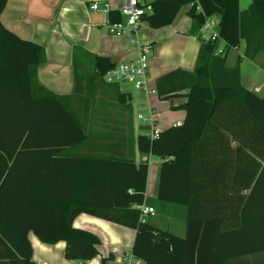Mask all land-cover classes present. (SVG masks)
Masks as SVG:
<instances>
[{
    "label": "trees",
    "instance_id": "obj_1",
    "mask_svg": "<svg viewBox=\"0 0 264 264\" xmlns=\"http://www.w3.org/2000/svg\"><path fill=\"white\" fill-rule=\"evenodd\" d=\"M6 4L0 0V15ZM152 6L144 20L155 29L172 24L183 8L194 35L207 18L219 17L208 63L156 81L160 99L186 98L171 104L186 111L185 121L158 138L136 137L141 155L162 160L159 198L187 207L186 235L152 224L137 208L146 198L148 160L82 151L94 139L88 121L99 78L116 63L94 55L96 73L87 76L74 60L73 91L57 94L38 80L44 47L0 20V264H38L30 232L44 243L65 241L69 260L93 258L99 238L73 226L82 213L135 229L132 253L144 264H264V166L252 185L253 177L246 185L218 184L228 170L236 179L232 166L246 161L245 152L257 167L264 164V97L242 86L240 66L228 67L224 56L242 40L246 57L264 54V0H251L245 10L240 0H154ZM109 18L124 21L119 9ZM118 95L129 101V93Z\"/></svg>",
    "mask_w": 264,
    "mask_h": 264
},
{
    "label": "crops",
    "instance_id": "obj_2",
    "mask_svg": "<svg viewBox=\"0 0 264 264\" xmlns=\"http://www.w3.org/2000/svg\"><path fill=\"white\" fill-rule=\"evenodd\" d=\"M243 1L245 5L242 6ZM93 2H98L101 9L92 10L90 6ZM124 2L125 0H7L0 20L6 28L18 36L37 42L44 47L46 61L38 69V80L46 88L60 95H67L73 91L74 60L78 62L80 71L85 74L86 66L95 69L92 60L94 55L109 57L112 62L118 64L137 60L141 55V47L147 43L152 44V50L149 52V74L146 88L139 89L136 98L135 106L138 117L142 115L147 119L143 122L149 128L148 134H150L151 123L159 131L170 126L181 125L187 113L183 109L173 110L171 104L179 105L186 98L177 97L172 101L160 99L156 92V81L173 69L180 67L196 73L201 66L207 64L210 56L207 50L209 35L204 29L196 35L190 32L192 19L187 14L186 8H183L175 21L168 26L155 29L146 22L141 31L140 27L135 33L125 31L121 35H115L109 31V13L111 10L119 9ZM250 4L251 0H240L241 10L247 9ZM106 5L109 11L103 10ZM217 26V31H219V24ZM245 46V41L242 40L238 47L225 52L227 66L232 68L238 64L242 86L264 97V66H260L258 61L259 58L262 59L263 54L250 59L244 54ZM222 47L223 45L220 46L221 49ZM232 51H235V54L231 53ZM117 85L119 86V83L113 86ZM117 93L127 92L119 87ZM128 93L127 104L132 105L134 95L132 92L128 91ZM119 105V108H124L123 102H119ZM142 106L148 110V117L142 114ZM89 120L93 123V137L106 140L108 137L106 131L113 136L112 123L122 124L124 119L111 110H103V115L90 114ZM120 132L123 133V130ZM138 135L135 134V140ZM235 144L236 142L233 141L231 145ZM99 152L97 155L103 156L123 153L125 156H134L137 162L148 160L146 198L142 205L153 208L155 212L156 208L152 200H157L166 212L171 202H164L158 195L161 159L154 155H141L136 144L133 151L124 149L116 153L108 150L106 154L101 153L100 150ZM243 158L246 161L232 166V173L236 179H230L231 171L228 170L225 178H219V185L227 186L233 183L246 185L248 179L253 177L252 185L257 180L264 164L257 167L247 152L243 153ZM261 180L264 186V175ZM145 216L143 215L144 219ZM186 218L187 211L183 213L182 221L175 228L176 230L171 226L163 228L184 237L187 232ZM152 224L162 227L153 222ZM73 226L88 230L99 238L100 243L97 245L99 253L96 256L84 262L69 260L65 257V241L61 240L54 244L44 243L33 232H30L29 240L33 248V260L38 264H130L126 259V254L132 253L136 236L135 229L86 213L80 214L74 220Z\"/></svg>",
    "mask_w": 264,
    "mask_h": 264
},
{
    "label": "rangeland",
    "instance_id": "obj_3",
    "mask_svg": "<svg viewBox=\"0 0 264 264\" xmlns=\"http://www.w3.org/2000/svg\"><path fill=\"white\" fill-rule=\"evenodd\" d=\"M250 1V0H249ZM242 6L245 5V1L242 2ZM185 9V8H184ZM215 21L219 20V17L216 15L214 17ZM146 20H144L141 24L140 31L144 29V25L146 24ZM148 23V22H147ZM218 29V26L215 27V30ZM207 34L209 31H206ZM206 34V33H205ZM221 45H224L221 43ZM231 53L235 54V51H232ZM259 65L264 66V54L262 56V59L259 58ZM84 72L87 76H91L96 73L95 69L89 66H86L84 69ZM121 87L122 91H126L128 93L132 92L134 95L133 104H123L124 108L123 112L122 109L119 108V95L117 93L118 88ZM99 89L96 92V97L92 101V107L90 114L93 113V115H103V110H111L114 112V114L123 117V123L116 125L115 123H112V135L106 131L107 139L102 140L100 138H95L88 140L83 146L82 151L88 154H98L101 153L106 154L107 150L111 153L118 152V151H124V149L128 150L135 148L136 140H135V134H147L149 133V128L146 124H144L143 120L138 117V111H136V98L139 94V89H137L133 83L130 82H120L119 86H113L109 83H105L103 79L99 78ZM118 102V103H117ZM141 112L144 114L145 117L149 116L148 110L142 106ZM122 114V115H121ZM148 123V122H147ZM88 126L90 128L91 132L93 131V123H91V120L88 121ZM109 128V126H108ZM92 129V130H91ZM123 130V133L120 131ZM135 132V134H134ZM74 150V149H72ZM82 151H80L82 153ZM152 203L154 204V207L156 208V211L152 214L146 215L145 219L148 221H151V223L158 224L159 226H162L161 228H168V226H171L174 230L175 228L180 225V222L183 218V213H185L186 207L184 205L179 204H173L169 203L167 206L166 212L162 209V205L157 202V200H152ZM182 211V212H181ZM182 213V214H181Z\"/></svg>",
    "mask_w": 264,
    "mask_h": 264
},
{
    "label": "built area",
    "instance_id": "obj_4",
    "mask_svg": "<svg viewBox=\"0 0 264 264\" xmlns=\"http://www.w3.org/2000/svg\"><path fill=\"white\" fill-rule=\"evenodd\" d=\"M152 1L154 0H125V2L119 7L120 13L124 17V21H118L111 23L109 21V31L115 35H121L125 31L135 33L140 28L144 17L149 14L152 9ZM90 8L92 10H100V5L98 2L91 4ZM104 11H109L106 5L103 8ZM219 22L207 18L202 26V29L209 31V40H215L219 31L215 30V27ZM152 50V44L147 43L141 47V55L137 60L121 62L116 64L111 69L107 70L103 75V80L106 83H120V82H130L138 89L146 88V80L149 74V52ZM143 121L147 119L142 115H139ZM150 136L152 139L158 138L160 135L159 130H157L153 123H151ZM137 208L141 211L142 216L151 214L154 212L153 208L145 207L144 205H138ZM126 259L130 264H144L142 260L134 257L133 253H127Z\"/></svg>",
    "mask_w": 264,
    "mask_h": 264
},
{
    "label": "bare ground",
    "instance_id": "obj_5",
    "mask_svg": "<svg viewBox=\"0 0 264 264\" xmlns=\"http://www.w3.org/2000/svg\"><path fill=\"white\" fill-rule=\"evenodd\" d=\"M94 3V2H93ZM151 13V12H150ZM152 126V125H151ZM155 126V125H154Z\"/></svg>",
    "mask_w": 264,
    "mask_h": 264
}]
</instances>
